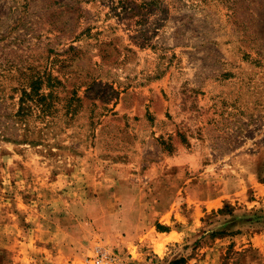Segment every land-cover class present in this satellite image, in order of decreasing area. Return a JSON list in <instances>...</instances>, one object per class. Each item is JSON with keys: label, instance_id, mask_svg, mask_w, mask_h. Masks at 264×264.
<instances>
[{"label": "rangeland", "instance_id": "1", "mask_svg": "<svg viewBox=\"0 0 264 264\" xmlns=\"http://www.w3.org/2000/svg\"><path fill=\"white\" fill-rule=\"evenodd\" d=\"M0 264H264V0H0Z\"/></svg>", "mask_w": 264, "mask_h": 264}, {"label": "built area", "instance_id": "2", "mask_svg": "<svg viewBox=\"0 0 264 264\" xmlns=\"http://www.w3.org/2000/svg\"><path fill=\"white\" fill-rule=\"evenodd\" d=\"M116 259H117L116 257H112L110 255L103 254L102 256L101 255L98 256V260L97 261L99 263L115 262Z\"/></svg>", "mask_w": 264, "mask_h": 264}, {"label": "crops", "instance_id": "3", "mask_svg": "<svg viewBox=\"0 0 264 264\" xmlns=\"http://www.w3.org/2000/svg\"><path fill=\"white\" fill-rule=\"evenodd\" d=\"M169 234H172V233H169Z\"/></svg>", "mask_w": 264, "mask_h": 264}]
</instances>
